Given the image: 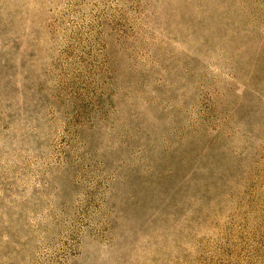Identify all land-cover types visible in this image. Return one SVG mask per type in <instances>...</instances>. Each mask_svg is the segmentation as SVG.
I'll use <instances>...</instances> for the list:
<instances>
[{
    "label": "rangeland",
    "instance_id": "1",
    "mask_svg": "<svg viewBox=\"0 0 264 264\" xmlns=\"http://www.w3.org/2000/svg\"><path fill=\"white\" fill-rule=\"evenodd\" d=\"M0 264H264V0H0Z\"/></svg>",
    "mask_w": 264,
    "mask_h": 264
}]
</instances>
